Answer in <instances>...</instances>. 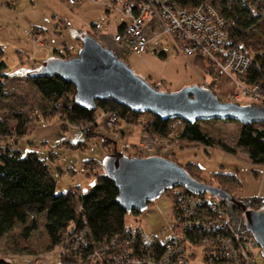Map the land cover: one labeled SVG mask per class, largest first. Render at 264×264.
Masks as SVG:
<instances>
[{"label":"rangeland","instance_id":"1","mask_svg":"<svg viewBox=\"0 0 264 264\" xmlns=\"http://www.w3.org/2000/svg\"><path fill=\"white\" fill-rule=\"evenodd\" d=\"M1 1L0 61L6 65L4 74L10 77L5 83L6 97L0 103V122H4L9 129H14L16 120L13 114L21 113L27 119V133L23 136L13 134L5 138L0 137V148L16 149L22 157L34 153L52 173L56 181V194L75 188L86 192L95 185L96 176L106 173L105 164L110 151L103 147L107 142L115 147L118 157H160L180 167L195 164L200 168L197 182L215 188L220 185L236 202L259 197L264 199V168L252 165L245 152L237 147L241 128V124L237 122H199L215 140L214 145L208 147L197 142H180L174 133L164 139L152 138L143 131L149 120L146 116H141L132 124L116 118L110 120L109 114L98 110L95 127L91 128V133L83 134L79 124L61 120V103L58 104L57 113L48 115L51 107L28 81V74L53 59H58V56L54 55L55 50L64 54V49L67 48L72 54L78 53L81 47L75 43L76 37L85 36V30L80 31V26L83 25V29L91 31V21L104 25L107 24L108 16L97 5L98 0H75L74 4H70L68 0H43L45 4L52 1L58 6V10L66 15L61 16L66 22V28L63 29L64 25L59 21L61 17L54 23H44L41 5L37 0ZM250 4L257 13L264 16V0H256ZM79 5L82 8L76 12ZM116 5L121 7L123 4L116 2ZM112 13L115 17L111 19L110 24L112 23V33H115L122 22L127 23L129 20L116 11ZM37 32L41 38L35 37ZM144 33L149 37L142 55L122 53L113 41V35L108 37V43H101L98 38L97 40L116 56L122 55V60L136 76L147 80L151 85H159L161 92L176 93L187 87L198 86L202 89L209 88L220 101H234L232 95L239 88L225 76H217L211 63L206 64L209 67L207 70L201 60L185 58L171 39L160 30L150 32L145 27ZM160 53L163 56H159ZM236 100L240 105H248V101L241 96ZM222 146L232 151H226ZM218 173L235 177L236 183L221 185L213 179ZM173 204L172 193L165 190L160 198L149 203L143 212L126 213L124 225L142 227L149 235L177 232L173 228ZM243 204L245 210H253L246 203ZM245 210L239 208L242 218ZM228 211L230 220L235 222L234 212L230 208ZM43 222V217L37 218L38 231L32 233L29 238L22 237L20 226L1 238L0 258L11 264H61L60 247L48 250L49 242ZM193 249L194 253L189 256L186 264H205V250L201 247ZM259 261L264 262L262 256H259Z\"/></svg>","mask_w":264,"mask_h":264},{"label":"trees","instance_id":"2","mask_svg":"<svg viewBox=\"0 0 264 264\" xmlns=\"http://www.w3.org/2000/svg\"><path fill=\"white\" fill-rule=\"evenodd\" d=\"M253 1L256 0H171L174 5L182 9H192L202 4L214 6L226 23L225 32L232 47L251 58L248 70L239 76V80L246 85H257L264 90V16L252 8L250 3ZM125 27L122 25L118 29V34H122ZM88 36L97 40L92 34ZM81 40L82 38H78L80 47L82 46ZM64 50V54L55 50L54 55L58 56L59 60H69L77 56V53L72 54L68 49ZM159 56H163L162 53ZM117 57L122 60V55H117ZM192 58L201 60L208 70L210 62L207 59L197 55ZM5 70L6 65L0 61V103L6 97L5 83L10 77L4 74ZM32 72L28 74V81L45 103L51 107V113L48 111V115L57 113L58 104L61 103L63 107L61 120L79 124L83 134L91 133V128L96 125L99 110L103 114H115L120 121L132 124L136 123L141 116H146L149 120L144 125L143 131L152 138L164 139L174 133L180 142H197L208 147L215 143L205 126L199 122L191 125L181 120L163 121L150 114L131 112L113 101H95L94 110H83L76 104V92L71 84L57 77L33 78ZM149 85L155 88V85ZM208 90L211 91L209 88ZM13 116L16 120L14 129H9L4 122H0L1 138L13 134L23 136L27 133L25 128L27 119L21 113H14ZM62 128L64 129L65 126ZM106 144L103 148L109 149L108 157L117 155L115 147L107 142ZM237 147L245 152L252 165L264 168V123L241 125ZM222 148L232 151L225 146ZM182 168L192 179L196 180L200 171L197 165L187 164ZM213 179L221 185L236 183L235 177L222 173L215 174ZM55 187L56 181L49 168L34 153L22 157L16 149L0 148V239L11 234L19 226L22 229V237L29 238L32 233L38 231L37 218L43 217V229L49 242L48 250L60 247L61 264H79L80 262L87 264L90 262L89 256L93 254L94 249L99 250L104 245H109L117 237L122 245L128 244V241L123 243L120 238L124 233L126 213L116 204L118 190L106 174L97 175L95 185L86 192L75 188V190L70 189L67 192L56 194ZM220 187L218 185L216 188L230 195L227 190ZM176 188L182 189L181 187ZM240 203H246L256 211L263 208L264 199L259 197L243 200ZM224 204L234 212L233 215L236 216L240 212L234 204L225 201ZM132 214H138V212H132ZM80 232H83L87 246L83 247V244L77 243L79 248L73 249L76 244L75 237ZM206 233L202 228L192 227L186 238L192 244L198 245L201 237L196 238L197 235L208 236L209 234ZM129 246L132 248V253L126 254L128 249H123L116 257L127 256L143 261L148 256L155 264H160L165 254V249L160 245L141 251L135 245L129 244ZM68 249L69 253L66 252ZM112 263L118 264L113 261ZM0 264L11 263L0 258Z\"/></svg>","mask_w":264,"mask_h":264},{"label":"built area","instance_id":"3","mask_svg":"<svg viewBox=\"0 0 264 264\" xmlns=\"http://www.w3.org/2000/svg\"><path fill=\"white\" fill-rule=\"evenodd\" d=\"M68 1L70 4L75 3V0ZM106 7L129 20L124 32L113 37L122 53L142 55L145 52L148 39L144 28L150 24L151 32L160 30L167 35L185 58L195 55L203 57L215 68L217 76L223 75L235 83L239 88L232 95L236 104L239 103L236 99L241 96L248 101V105L264 109V90L239 80V76L248 70L251 58L232 47L225 32L226 23L214 6L202 4L192 9H182L171 0H127L121 7L113 3ZM159 87L156 85L155 89L159 91ZM108 118L118 119L115 114H109ZM169 190L174 199L173 228L177 232L149 235L142 227L124 226L120 238L123 243L128 241V244L122 245L117 237L109 245L94 249L89 256V264H113L112 261L118 264H155L148 256L143 261L127 256L117 258L123 249H128L126 254L132 253L129 244L135 245L140 251L162 246L165 254L160 264H186L194 253L193 248L197 247L205 250V264H264L259 261L260 247L247 230L241 212H238L234 222L228 216L230 212L224 201L206 194H194L184 188ZM192 227L202 228L210 238L198 234L196 238L201 237L200 242L198 245L192 244L186 238ZM75 240L73 249L79 248L77 243L87 246L83 232L78 233ZM66 252L69 253V249Z\"/></svg>","mask_w":264,"mask_h":264},{"label":"water","instance_id":"4","mask_svg":"<svg viewBox=\"0 0 264 264\" xmlns=\"http://www.w3.org/2000/svg\"><path fill=\"white\" fill-rule=\"evenodd\" d=\"M77 56L53 59L32 72L34 78L57 77L75 88V101L86 111L95 101H113L137 114H150L163 121L187 124L204 121H232L243 126L264 123V109L220 101L208 88H184L176 93L161 92L141 79L113 52L91 36H83ZM106 176L118 190L116 204L125 213L146 210L165 190L182 187L194 194H208L245 210L224 191L192 179L179 165L160 157L107 158ZM245 226L260 247L264 260V207L245 210Z\"/></svg>","mask_w":264,"mask_h":264},{"label":"crops","instance_id":"5","mask_svg":"<svg viewBox=\"0 0 264 264\" xmlns=\"http://www.w3.org/2000/svg\"><path fill=\"white\" fill-rule=\"evenodd\" d=\"M38 1V3L41 5V7H40V9H41V14H42V17H43V21H44V23L46 24V23H51V22H55L56 21V19L57 18H60L61 16H66V15H64V14H62L61 13V11H59L58 10V6L56 5V4H54L52 1H50L49 2V4L51 5H49V4H45L44 2H43V0H37ZM127 0H98L97 2H95V3H97V5L99 6V8L101 9V10H103L104 11V13L106 14V16H108L107 18H108V21H107V24H99V25H97V24H95L94 23V20L93 21H91L90 22V25H91V28H92V30L91 31H89V30H86V29H83L84 27H83V25H81L80 26V31H82V30H85L84 31V35L86 36V35H88V34H92V35H94L95 36V38L97 39H100V41H101V43H108L109 42V38L108 37H111V35H113V37L116 35V34H118V29L122 26V25H127L128 23H129V21L127 22V23H123L122 22V24L117 28V32H115V33H112V31H113V29H112V23L110 24V21H111V19L112 18H114L115 16L113 15L112 16V11H110L106 6L108 5V4H110V3H113V4H116V2H120V3H122V4H124L125 2H126ZM2 1L0 0V3H1ZM69 5V4H68ZM82 5V4H81ZM81 5H79L77 8V10H76V12H79V9L80 8H82L81 7ZM71 6V5H70ZM75 6V5H74ZM117 6V5H116ZM114 12V11H113ZM100 13H102V12H100ZM99 18H101V15H100V17ZM63 18L61 17V19L59 20L60 21V23L62 24V25H64V27H63V29L64 28H66V22H65V19H63ZM79 20V19H78ZM80 21V20H79ZM80 24H81V21H80ZM82 29V30H81ZM105 30V31H104ZM146 30L147 31H150L151 32V26H150V24H148L147 26H146ZM39 36V37H38ZM35 37H37V38H41L42 36L39 34V32H37V34H35ZM146 37H149V36H146ZM78 38H80V37H76V42L75 43H77V45H78V47H80V44H79V41H78ZM108 40V41H107ZM98 41V40H97ZM114 41V40H113ZM40 47H42V46H40ZM65 49H67V48H65ZM69 50V49H68ZM70 52V51H69Z\"/></svg>","mask_w":264,"mask_h":264}]
</instances>
